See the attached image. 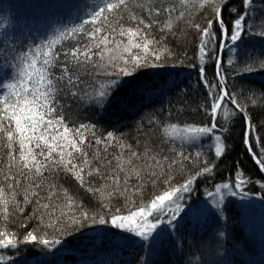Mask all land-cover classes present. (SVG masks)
<instances>
[{
	"label": "snow or ice",
	"instance_id": "obj_1",
	"mask_svg": "<svg viewBox=\"0 0 264 264\" xmlns=\"http://www.w3.org/2000/svg\"><path fill=\"white\" fill-rule=\"evenodd\" d=\"M260 3L258 11L257 0H202L199 7L210 10L206 23L185 21L198 39L199 63L185 65L198 71V122L173 119L171 108L164 115L165 98L190 87L182 88L178 74L142 73L176 67L168 37L186 16V0H60L50 5L57 14L19 35L15 17L0 18V140L7 157H0V264H33L29 246L63 264L57 257L71 251L68 237L94 254L108 243L121 257L112 264H255L245 259L244 242L228 232L226 205L251 201L257 183L264 202V177H246L238 160L234 179L206 188L205 199L192 194L228 155L236 116L246 154L264 172V124H253L248 107L264 105ZM253 74L259 75L258 88ZM135 97L147 101V126L143 108L134 111ZM84 113L90 118L80 119ZM138 118L143 138L138 135L134 146L122 120ZM205 140L212 142L207 151L195 158L185 153L186 146L203 147ZM185 161L199 167L188 170ZM62 179L79 189L70 190ZM148 183L154 191L145 203ZM158 183L163 188L157 190ZM119 197L126 201L123 210L112 203ZM16 222L24 231L12 230Z\"/></svg>",
	"mask_w": 264,
	"mask_h": 264
},
{
	"label": "trees",
	"instance_id": "obj_2",
	"mask_svg": "<svg viewBox=\"0 0 264 264\" xmlns=\"http://www.w3.org/2000/svg\"><path fill=\"white\" fill-rule=\"evenodd\" d=\"M60 0H0V8L4 9L3 12H0V18L3 16H12L15 17L14 25L17 35L20 32H28L29 30H34L36 27H39L46 17L49 14H57L58 10L50 7L52 4L59 3ZM136 0H133V4H135ZM188 4V11L186 12V16L183 20L177 21L174 27V35H169L168 37V47L172 50L174 57H176V67L173 68L171 64L168 65L166 69H144L142 70L143 74H151L153 72H171L173 75L178 74V79L183 82L182 88L186 85H190L188 91L185 94H172L169 97L165 98L164 102V115H167V110L169 108L172 109L173 112V119H179L182 121L188 122H198L203 118V110H198V105L201 103L202 97L200 93V89L198 87L197 76L198 71L192 67H187L185 65L191 63H199V52H198V39L195 35L194 28L186 23V20H192L195 23H200L201 25L206 23L208 15H210V10L208 13L204 12L203 8L199 7V4L202 3V0H186ZM179 3V0H177ZM196 5V7H193ZM258 11L262 7L260 0H257L256 5ZM10 9V10H9ZM137 13L139 14L140 10L136 9ZM259 22V21H257ZM0 31H3L0 28ZM11 31V29H9ZM158 38V37H157ZM66 45H70L72 41H66ZM227 57H225L226 63ZM181 61H184V64H181ZM213 61H208L206 66V74L211 78L213 67ZM255 78L256 87L259 86V75L253 74ZM143 79H148L147 75H142ZM152 79H156L152 77ZM239 79V78H237ZM129 95H131L129 93ZM171 100V104L168 103V100ZM132 103L135 105V110L143 108L144 110V125L147 126L148 123V107L147 101H141L139 97H135L132 100ZM249 112L252 116L253 124L255 126H259L264 124V105H262L259 101L253 105L249 103ZM84 116H88L90 118V113H84L80 119H83ZM73 118H76L75 111L73 112ZM137 122H133L129 119L122 120V124L128 125L123 128V131L127 134L126 139L129 143H132L135 146L136 137L141 135L137 131ZM106 126L107 122H105ZM109 130H111V127ZM230 135L227 140V147H228V155L222 158V162L219 163L218 168L214 170V175L208 177H202L198 181V188L197 191L192 194V199H205L206 193L205 189L214 190V186L220 184L222 182H226L229 178L235 177V173L233 171L234 165L236 161H240L242 164V168L245 170V175L247 177L248 174L251 175L254 181H260L262 177H264L263 173L259 171V166L255 164V161L251 159L250 155L246 154V150L244 145L242 144V124L239 116L233 118L232 123L230 125ZM259 135L264 137V129L259 131ZM141 138L142 135H141ZM212 143L211 141L205 140L203 147L196 146L190 147L186 146L184 151L186 154L189 152L192 154V157L195 158L197 151L205 152L207 151V145ZM3 141L0 140V157H3L4 160L7 159L4 156L5 149L2 146ZM94 151V149L90 150ZM111 151V150H110ZM256 151L259 152V145H256ZM209 155H214V149L212 153ZM115 163V162H114ZM0 167H3L0 164ZM185 167L188 170H194L199 165L191 163L189 161H185ZM181 172H176V179L177 181L182 182L181 179ZM94 183H97V179L95 177L92 178ZM61 183H64L65 187H69L70 190L72 189H79V185L75 184L74 181L66 182L63 179ZM135 183V180L132 181ZM163 188L162 183H158V189ZM83 192L82 189L79 190ZM153 187L151 183H148L143 191L144 202L150 201L153 194ZM252 197H260L262 193L259 190L258 183L254 186H251ZM137 204L140 203V198H135ZM93 204L96 203L95 200L92 201ZM113 204L120 207L122 210L125 208V199L123 197L114 198L112 201ZM129 206H131V200L128 201ZM229 206L226 209V215L228 220L226 221L228 224V232L232 235H235L238 239L242 240L248 249V256L245 259L254 261L255 264H259L261 259H264V251L256 249L253 250L255 247V243L251 242V237L247 234L243 229L239 228V219L242 217L241 211L236 209L234 206ZM31 208L29 207L28 211ZM224 223V221H221ZM13 231H24V229L19 228L18 222L13 223L11 226ZM82 231H89V229H84ZM70 243L68 244V248L71 250L70 252H63L60 254L57 259L62 260L63 264H77V261L80 259H88L96 261L97 264H112L113 261H119L121 258L116 252L110 250V246L108 243L100 248L95 254L92 251H87L82 249L80 243L73 237L67 238ZM231 246V245H229ZM5 252L7 250H4ZM27 256L29 258H33V263L36 264H54L52 259L49 257L45 259L44 253L40 250V247H28ZM124 256L127 257L128 253L125 252ZM176 259H179L177 257ZM195 259H199V255L195 257Z\"/></svg>",
	"mask_w": 264,
	"mask_h": 264
},
{
	"label": "rangeland",
	"instance_id": "obj_3",
	"mask_svg": "<svg viewBox=\"0 0 264 264\" xmlns=\"http://www.w3.org/2000/svg\"><path fill=\"white\" fill-rule=\"evenodd\" d=\"M243 204V206H241ZM233 206L241 211L242 217L239 219V228L243 229L251 237V242L255 243L253 250L264 251V202L259 197H252L251 201L240 202L234 199L227 203L226 209ZM259 263V262H257ZM36 264V263H33Z\"/></svg>",
	"mask_w": 264,
	"mask_h": 264
},
{
	"label": "water",
	"instance_id": "obj_4",
	"mask_svg": "<svg viewBox=\"0 0 264 264\" xmlns=\"http://www.w3.org/2000/svg\"><path fill=\"white\" fill-rule=\"evenodd\" d=\"M263 173V175H264V172H262Z\"/></svg>",
	"mask_w": 264,
	"mask_h": 264
}]
</instances>
